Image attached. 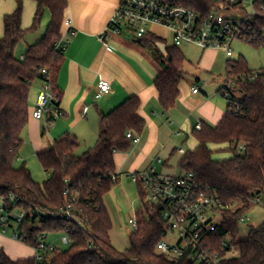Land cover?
Returning <instances> with one entry per match:
<instances>
[{
	"label": "trees",
	"instance_id": "trees-1",
	"mask_svg": "<svg viewBox=\"0 0 264 264\" xmlns=\"http://www.w3.org/2000/svg\"><path fill=\"white\" fill-rule=\"evenodd\" d=\"M171 1L204 14L218 2ZM36 2L30 28L22 26L23 4L18 0L15 11L4 16V33L0 36V199L9 200L12 196L11 205L55 215L43 219L40 228L36 219H26L20 231L28 236V246L35 248L42 233L67 235L72 245L46 254L43 261L35 257L12 260L0 250V264H193L187 258L175 260L157 252V245L167 236L169 227L162 218L163 208L147 202L146 190L140 183L137 185L142 209L136 214L138 229L131 235L130 247L121 251L112 243L113 224L104 199L119 181H113L118 176L116 153L128 152L132 147L126 134L133 132L140 137L146 127V121L139 115L137 97H129L110 113L101 115L97 144L82 156L75 155L79 144L70 134L58 138L50 149L40 153L37 159L48 175L42 185L33 179L26 164L16 166L31 116L29 98L33 85L48 82L57 94V105L62 100L58 76L64 51L58 44L62 40L68 3L66 0ZM47 11L50 21L44 36L28 46L23 59H18L17 46L39 30ZM254 29L264 33L263 18L258 19ZM135 42L141 48H150L161 68L154 84L160 105L167 113L179 96L186 58L180 48L168 46L155 35L148 34ZM251 45L261 47L256 43ZM250 73L242 57L226 62L227 75ZM238 88L242 99L228 101L227 113L217 127L202 126L193 132L199 146L183 154L179 168L182 173H194L197 182L209 188L221 202L223 220L214 239L216 250L223 257L220 264H264V223L251 228L247 239L237 240L240 220L252 203L264 201V75L254 81L238 82ZM214 144H229L232 158L214 160L209 147ZM67 207L74 219L63 221L57 214ZM224 241L235 246L237 255L226 257L227 248H220Z\"/></svg>",
	"mask_w": 264,
	"mask_h": 264
},
{
	"label": "crops",
	"instance_id": "crops-1",
	"mask_svg": "<svg viewBox=\"0 0 264 264\" xmlns=\"http://www.w3.org/2000/svg\"><path fill=\"white\" fill-rule=\"evenodd\" d=\"M20 1L23 4L22 26L28 29L32 25L37 2ZM66 1L68 8L65 11L61 36L62 40L69 39V42L64 50V61L58 76V86L62 92L59 107L63 115L54 122L53 128H48L47 118L36 120L32 117L42 88L41 81L36 82L30 92L31 116L23 133V143L16 166L27 165V160L35 153L38 156L47 151L55 140L67 134L75 136L78 143L79 138L91 137L93 140L92 137L96 133L98 138L101 115L110 113L129 97L135 96L140 100L139 115L146 121V127L140 135L141 140L138 144L132 143L131 149L122 152V155L116 153L115 163L119 181L125 175L130 179L131 174L151 167L165 176L183 175L184 173L177 175L178 169L180 170L179 162L183 156L178 153V150L183 148L180 147V140L183 143L185 139H193L191 148L196 150L199 146V142L193 136L196 127L201 125L215 128L227 113L229 102L218 96L223 80L220 81V87L214 89L206 79L221 75L227 62L225 54L216 50L203 51L197 47L196 53H183L186 58L185 76L180 84L174 108L165 113L154 84L161 73V68L156 62L134 55L136 52L130 50V45L122 39L123 33L109 32V24L121 0ZM17 2L18 0H0V36L4 33V16L15 11ZM46 16L49 22L48 11L44 19ZM158 29L164 30L154 28V31ZM71 30L75 31L74 37L69 36ZM157 37L165 40L168 46H172L168 32L163 36L157 34ZM38 41L39 39H36L32 44ZM19 45L16 48V57L22 59L30 45L26 43L25 49L19 48ZM127 47L132 52L126 51ZM159 48L164 51L163 45H159ZM18 54L21 56L18 57ZM101 80L111 84V93L96 99ZM194 86L199 87V93L192 92ZM52 130L58 131L61 135L53 141L45 140L48 135H52ZM26 142L31 145L32 154L24 152ZM107 196L104 202L111 215L110 206L106 201Z\"/></svg>",
	"mask_w": 264,
	"mask_h": 264
},
{
	"label": "built area",
	"instance_id": "built-area-1",
	"mask_svg": "<svg viewBox=\"0 0 264 264\" xmlns=\"http://www.w3.org/2000/svg\"><path fill=\"white\" fill-rule=\"evenodd\" d=\"M264 19V0H218L206 14L181 5L171 0H121L109 24V32L122 34L124 31L132 32L135 39L146 35L157 36L154 28H162L171 36L172 46L181 48L192 45L200 50L222 51L226 60H233V45L236 42L256 43L264 46V33H257L254 25L258 19ZM70 37L75 31L69 32ZM69 39L61 40L58 46L65 50ZM24 58V57H23ZM22 58V59H23ZM46 74V71L42 72ZM264 75V69L245 75L226 74L221 95L228 101L238 99L235 94L240 93L238 82L254 81ZM42 88L38 95L36 107L32 117L36 120L47 118L48 128H53L54 122L63 114L58 103L57 94L52 91L50 84L41 81ZM194 94L199 93V87L192 88ZM111 93V84L101 80L98 84L96 99H101ZM234 99V100H235ZM201 125L196 130H201ZM126 137L133 144L141 140L133 132ZM242 149V147H240ZM178 153H185L183 148ZM161 163V160L159 159ZM130 179L136 184H142L147 193V202L161 206L162 218L168 224L167 236L157 245V252L170 259L187 258L193 264H220L223 259L216 250L214 239L218 236L215 217L220 214L222 207L218 197L209 188L202 187L196 180L194 173H184L180 176H165L156 172L154 167L145 171L133 173ZM120 180L119 175L113 181ZM9 200L0 199V236L12 231V237L26 244L28 236L20 231L27 218L37 220V227L41 221L55 216L44 211H27L10 203ZM257 204L261 201L257 200ZM63 221L74 219L69 207L57 214ZM244 218L240 220V224ZM133 231L138 229L136 215L130 220ZM174 238L169 242V238ZM53 238V240H51ZM70 247L72 240L67 235H53L42 233L36 241L34 248L38 261H43L45 255L53 253L60 248L56 240ZM221 249H226V257L237 255L235 246L230 241L222 242Z\"/></svg>",
	"mask_w": 264,
	"mask_h": 264
},
{
	"label": "rangeland",
	"instance_id": "rangeland-1",
	"mask_svg": "<svg viewBox=\"0 0 264 264\" xmlns=\"http://www.w3.org/2000/svg\"><path fill=\"white\" fill-rule=\"evenodd\" d=\"M47 21L48 17L46 16V19L43 20L39 30L34 34L29 35L24 41H22L19 45V48L25 49L26 43L30 45V43L32 44V42H34L36 39L40 40L44 36L49 24ZM156 32L159 36L167 35V32L164 30L158 29ZM122 39L128 45H130V50L136 52L133 54H136L138 58L143 56L149 61L155 62L152 50L150 48L145 49L138 46L135 42V36L132 32L124 31ZM130 50L127 47L126 51L132 52ZM181 50L184 54H192L198 51L196 47H190L187 45H184ZM233 50V60H238L240 57L244 58L248 68L252 72H258L264 69V46L257 48L248 42L239 41L234 43ZM19 56H21V54H18V57ZM225 78L226 67L224 71L221 72V75L217 76V78L208 77L206 79L212 84L214 89H218L221 85L220 81L223 80L222 84H224ZM236 95L238 99H242L243 97L242 94ZM218 96L225 99L221 93H218ZM51 133L52 135H48L45 140L53 141L55 138L61 135L58 134V131L52 130ZM73 133L74 132H71V134ZM92 139L93 140H91V137L86 139L79 138V145L75 151V155L82 156L84 153L94 148L98 141L97 133L93 135ZM180 142V147L182 146L185 152L194 151L195 148H191L193 139H185L183 143L180 140ZM209 147L213 151V158L216 161H223L232 158V153L229 150V144H214L210 145ZM24 150L26 154H28V152L31 154L33 153L31 145L28 142L24 144ZM118 153L120 155L123 154L122 152ZM119 154L118 157L120 156ZM34 156H32L30 160H27L28 169L31 172L33 179L42 185L48 179V176L40 165L36 153ZM181 173L182 171L178 169L177 175H180ZM106 201L110 206V216L113 224V229L111 232L112 242L117 249L125 251L130 247V238L134 233L130 225V220L142 209L139 186L125 175L122 177L121 181H118L117 185L108 194ZM243 218L244 222L239 226L237 240L247 239L251 228L260 227L264 223V201H262L260 204H257L256 202L252 203L251 209L243 216ZM222 220V216L218 214L214 219V223L219 224L222 222ZM12 234V231H9L7 234L0 236V250H3L12 260L33 259L36 255L34 248L28 246L27 244L21 243L18 240H15L12 237ZM51 240H53V238H51ZM168 241L173 242L174 238L171 236ZM55 243L60 249H66V247H64V245H62V243L59 241V238H57Z\"/></svg>",
	"mask_w": 264,
	"mask_h": 264
}]
</instances>
